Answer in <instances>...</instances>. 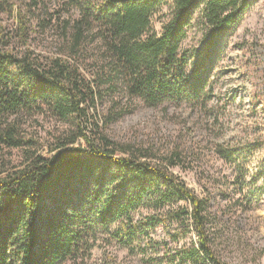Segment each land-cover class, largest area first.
Instances as JSON below:
<instances>
[{
	"label": "trees",
	"instance_id": "trees-1",
	"mask_svg": "<svg viewBox=\"0 0 264 264\" xmlns=\"http://www.w3.org/2000/svg\"><path fill=\"white\" fill-rule=\"evenodd\" d=\"M66 1L79 13L63 23L66 56H32L30 8L17 10L14 31L0 25V264L74 263L88 254L99 228L114 226L111 236L131 246L170 222L187 223L198 240L165 252L170 262L226 264L213 250L207 197L171 169L177 154L159 160L148 147L114 141L88 110L95 96L110 97L119 87L153 107L199 99L217 42L253 0H171L159 33L150 20L165 0ZM195 18L203 43L188 69L191 55L181 44ZM87 41L101 50L91 80L78 66ZM39 114L62 130L39 140L25 127ZM4 149H14L16 161L6 159ZM217 152L235 159L221 147ZM142 210L149 219L134 220Z\"/></svg>",
	"mask_w": 264,
	"mask_h": 264
},
{
	"label": "rangeland",
	"instance_id": "rangeland-1",
	"mask_svg": "<svg viewBox=\"0 0 264 264\" xmlns=\"http://www.w3.org/2000/svg\"><path fill=\"white\" fill-rule=\"evenodd\" d=\"M12 1L16 2L11 7ZM67 2L0 0V4L6 3L2 6L5 10L0 7V25L14 31L17 10L30 8L26 15L30 28L27 48L32 56L43 60L66 56L63 23L79 15ZM249 4L217 42L199 99L166 100L153 107L119 87L110 97L95 96V108L88 110L92 115L96 112L97 124L114 141L148 147L159 160L172 152L177 154L171 169L197 195L207 197L213 250L226 264H264V0ZM171 5V0H165L153 14L150 21L155 33L161 32ZM201 30L198 19L194 20L181 44L191 55L188 69L201 50ZM69 31L67 27L66 33ZM24 48H18L19 54ZM83 52L78 66L91 80L97 68L92 62L100 58L98 42L87 41ZM119 111L123 114L116 116ZM25 127L41 141L62 130V125L40 114L29 119ZM219 147L235 159L221 157ZM3 153L11 162L19 156L14 149H4ZM178 205L185 207L186 203ZM148 219L146 210L134 214V220ZM186 224H160L131 246L111 236L114 226L110 232L99 228L88 254L64 264H176L165 252L170 254L182 244L196 245L198 241L192 230H185Z\"/></svg>",
	"mask_w": 264,
	"mask_h": 264
}]
</instances>
